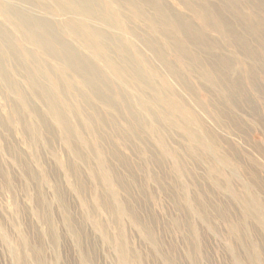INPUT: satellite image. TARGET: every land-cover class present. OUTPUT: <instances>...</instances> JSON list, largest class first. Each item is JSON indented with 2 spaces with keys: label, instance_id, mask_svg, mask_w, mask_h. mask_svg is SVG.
<instances>
[{
  "label": "bare ground",
  "instance_id": "6f19581e",
  "mask_svg": "<svg viewBox=\"0 0 264 264\" xmlns=\"http://www.w3.org/2000/svg\"><path fill=\"white\" fill-rule=\"evenodd\" d=\"M256 77L264 85V0H0V88L10 107L9 115L0 110L1 126L20 122L31 145L35 142L38 147L49 144L45 135H58L83 162L91 160L94 152L96 168L91 175L109 188L101 200L118 220L139 217L131 204V188L137 184L135 168L142 167L134 164L132 156L109 150L116 141L129 144L127 148L150 164L165 166L171 158L176 169L190 175L185 185L190 192L183 195L186 208L209 222V204L227 219L224 207L207 202V196L199 193L195 164L183 162L185 156L199 162L198 154L215 152L228 164L234 158V169L250 171L251 179L256 176L264 164L260 144L255 149L250 146L260 157L231 144V136L252 133L236 113L240 104L264 129V91ZM175 118L195 145L177 143L178 149L170 144L168 127H173ZM143 132L156 142L160 155L141 148ZM11 150L22 162L20 153ZM110 154L131 172L130 177L108 163ZM22 167L31 180L36 178L25 163ZM206 168L213 186L225 188L245 209L260 205L254 195L242 197L234 190V175L228 176L213 162ZM77 170L75 166V174ZM119 188L127 198L121 197ZM57 196L63 200L59 189ZM62 204L64 219L78 234ZM229 226L232 234L238 232L235 239L246 249L248 264H259L258 246L254 241L246 243L243 225L230 221ZM196 230L193 226V233ZM125 234L121 226L115 238L119 264H130L129 258L140 264L143 255L129 251ZM144 237L157 249L163 246L152 226H144ZM32 250L37 264H47L38 246ZM167 253L166 261L172 264ZM81 259L90 264L89 255L83 253ZM26 262V257L17 258V264Z\"/></svg>",
  "mask_w": 264,
  "mask_h": 264
},
{
  "label": "rangeland",
  "instance_id": "374dc122",
  "mask_svg": "<svg viewBox=\"0 0 264 264\" xmlns=\"http://www.w3.org/2000/svg\"><path fill=\"white\" fill-rule=\"evenodd\" d=\"M172 5L177 9L178 6L174 3ZM3 28L9 30L8 25H4ZM65 39L70 41L68 37ZM221 47L227 51L223 45ZM173 56L169 58L174 59ZM257 82L262 85L264 91L262 82L260 80ZM207 93L204 91L202 95L207 98ZM7 96L0 88L2 115L8 114L10 110L5 98ZM45 111L47 107L43 105L42 112L45 113ZM236 113L243 116L246 124L252 128V133L247 137L231 136V144L239 148L242 153H251L255 157H260L254 149L259 143L261 153L264 154L263 127L260 124L258 127L256 122L251 121L248 110L241 104ZM262 114L264 115V111ZM121 121L125 123L124 120ZM174 123L173 127H168L170 144L178 149L181 147L177 146V143L195 145L193 139L192 141L186 137L184 132L182 133L179 118H175ZM1 124L0 264H17L19 257H26V264H37L34 250H32L34 246L41 249L47 264H83L81 259L83 253L90 256V264H119L115 238L121 226L125 229L129 251L142 253L143 261L140 264H169L166 261L167 252H170L169 257L173 260L172 264H248L247 251L235 239L234 234L238 232L232 234L230 231V221L240 222L241 226L243 225L241 230L243 229L246 243L256 242L259 252L258 259L260 258L258 263L264 264L263 162L258 167L259 171L257 170L256 176L251 179L253 173H249L250 171L243 172V170L234 169L231 165L235 162L234 158H231V164H228L219 159V154L215 152L214 156L212 153L198 154L199 159L196 161L199 162L185 156L184 164L190 166L195 164L193 167L198 175L199 193L207 196V202L218 207L222 206L227 211L226 219L223 214L219 213L221 209L214 210L208 204L210 214L208 222L199 218L195 210L186 208L183 195L190 192L185 187L190 182V175L182 173V169H176L170 157L165 166L150 164L140 154L127 148L129 144L125 147L120 142H112L109 150L116 148L125 155L132 156L134 164L142 167V169L135 168L137 184L131 188L133 200L131 204L134 203L139 217L127 218L124 221L116 219L115 212L107 208L101 200L107 197L106 189L109 188L104 183L103 185L99 178L91 175L96 168L94 152L91 160L83 162L77 160L73 153L67 150L58 135H52L50 138L45 135V139H49V144L38 147L35 142L31 145L20 122L4 123L3 127ZM141 138V148L149 149L152 153L160 155L156 142L147 132H143ZM113 139L115 140L116 137ZM11 147L20 153L22 162L16 160V154L12 152ZM242 160L246 161L244 158ZM107 161L113 165L117 173L126 178L130 177L131 172L122 167L113 155L110 154ZM208 162L217 164L219 168L226 171L225 174L228 176L234 175V190L242 197L250 198L254 195L260 205L256 203L257 206H253V209H245L244 204L237 197L231 196L225 188L213 186L212 180L206 176ZM224 162L228 164L225 165L226 168L229 165L230 167L226 169ZM23 163L35 173V179L31 180L23 171ZM75 166L78 169L77 174L74 173ZM152 175L154 177H150ZM244 181L248 185L253 184L252 186L256 188L252 189L250 185H246L245 188L247 183ZM77 184L82 185L81 190L76 188ZM115 187H118L116 183ZM57 189L62 193V201L58 199ZM119 191L123 199L127 198V192L120 188ZM61 202L66 204L79 236L76 231L75 233L71 231L64 219ZM176 219L181 221L180 225L175 222ZM144 226L155 228L164 249L161 246L157 249L145 239ZM193 226L197 229L196 234L192 231ZM238 228H240L239 225ZM102 230L109 235V238L104 237ZM162 251H166V254ZM129 259L130 264H136L132 258Z\"/></svg>",
  "mask_w": 264,
  "mask_h": 264
}]
</instances>
